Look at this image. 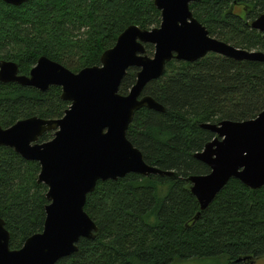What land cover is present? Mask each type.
Listing matches in <instances>:
<instances>
[{
  "label": "trees",
  "instance_id": "trees-1",
  "mask_svg": "<svg viewBox=\"0 0 264 264\" xmlns=\"http://www.w3.org/2000/svg\"><path fill=\"white\" fill-rule=\"evenodd\" d=\"M243 1L251 7L249 19L264 10V0ZM228 2L198 0L189 7L211 36L264 52V34L237 25ZM160 20L153 0H28L20 5L0 0V61H14L19 73L28 74L44 55L78 71L99 64L101 53L128 25L149 29ZM145 49L153 53V45L146 43ZM136 71L127 69L119 93L128 92ZM60 93L56 85L40 91L0 81V125L8 127L32 115L61 117L69 102ZM142 94L165 109L136 110L126 136L146 163L173 170L178 177L128 173L98 181L84 204L98 227L94 239L81 238L77 250L55 264H175L191 259L253 264L264 257V185L251 189L231 178L200 210L185 180L209 172L193 156L214 137L200 124L246 120L264 109V62L212 52L193 62L171 59L163 75L147 83ZM52 135L46 131L40 141ZM39 169L37 161L0 146V217L11 249L42 230L48 200L46 186L37 182Z\"/></svg>",
  "mask_w": 264,
  "mask_h": 264
},
{
  "label": "water",
  "instance_id": "water-1",
  "mask_svg": "<svg viewBox=\"0 0 264 264\" xmlns=\"http://www.w3.org/2000/svg\"><path fill=\"white\" fill-rule=\"evenodd\" d=\"M2 1L20 5L28 0ZM192 1L198 0H153L161 17L157 26L128 25L101 53L99 64L78 71L44 55L28 74L19 73L14 61H0L1 82L40 91L56 85L61 88L60 98L69 102L59 118L32 115L8 127L0 125V146L39 163L37 182L46 186L48 200L42 230L28 236L17 249L9 247V232L0 217V264H55L74 253L81 238L94 239L98 227L84 204L98 181L117 180L128 173L178 177L173 170L146 163L126 136L136 110L164 111L160 102L142 90L163 75L167 62L173 58L193 62L211 52L264 62L263 51L234 47L211 36L193 16ZM251 27L264 33V13ZM146 43L153 45L151 55L146 53ZM130 67L137 69L135 81L121 94L118 88ZM200 126L214 137L193 156L207 165L209 172L185 178L200 210L208 207L231 178L251 189L264 185V109L250 119H223ZM46 131H52V137L40 141Z\"/></svg>",
  "mask_w": 264,
  "mask_h": 264
},
{
  "label": "flooded vegetation",
  "instance_id": "flooded-vegetation-1",
  "mask_svg": "<svg viewBox=\"0 0 264 264\" xmlns=\"http://www.w3.org/2000/svg\"><path fill=\"white\" fill-rule=\"evenodd\" d=\"M247 7H249L251 9V7L248 6L243 0H229L227 8H228V12L234 14V16L236 17V20L239 21V23L237 25H240V24L249 25V27L252 28L251 22L254 21L258 16L263 14L264 10H262L260 12L259 11L254 12L253 15H255V16L253 18L249 19L248 17L251 15L248 14L249 11H248ZM252 29H254V28H252ZM255 30H257V29H255ZM260 33L264 34L263 32H260ZM219 40H221V39H219ZM234 47H236V46H234Z\"/></svg>",
  "mask_w": 264,
  "mask_h": 264
},
{
  "label": "rangeland",
  "instance_id": "rangeland-1",
  "mask_svg": "<svg viewBox=\"0 0 264 264\" xmlns=\"http://www.w3.org/2000/svg\"><path fill=\"white\" fill-rule=\"evenodd\" d=\"M207 262H209L208 259H191L175 264H206ZM253 264H264V257H258Z\"/></svg>",
  "mask_w": 264,
  "mask_h": 264
}]
</instances>
